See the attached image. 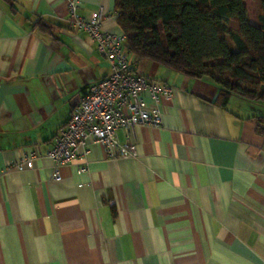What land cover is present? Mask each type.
Returning <instances> with one entry per match:
<instances>
[{
  "label": "crops",
  "instance_id": "1",
  "mask_svg": "<svg viewBox=\"0 0 264 264\" xmlns=\"http://www.w3.org/2000/svg\"><path fill=\"white\" fill-rule=\"evenodd\" d=\"M10 1L0 0V264H264L261 104L222 106L211 80L132 55L175 88L162 125L132 130L131 158L90 138L87 158L56 181L46 153L111 65L72 28L66 0ZM78 1L80 15L103 10L102 27L121 30L115 0ZM32 150V167L10 168Z\"/></svg>",
  "mask_w": 264,
  "mask_h": 264
},
{
  "label": "trees",
  "instance_id": "2",
  "mask_svg": "<svg viewBox=\"0 0 264 264\" xmlns=\"http://www.w3.org/2000/svg\"><path fill=\"white\" fill-rule=\"evenodd\" d=\"M258 1L257 25L246 0H115V11L132 55L211 80L222 106L240 96L264 108V0ZM258 119L264 123V114Z\"/></svg>",
  "mask_w": 264,
  "mask_h": 264
},
{
  "label": "built area",
  "instance_id": "3",
  "mask_svg": "<svg viewBox=\"0 0 264 264\" xmlns=\"http://www.w3.org/2000/svg\"><path fill=\"white\" fill-rule=\"evenodd\" d=\"M66 2L70 25L87 31L109 61L111 72L90 85L47 151L46 155L54 162L52 178L56 181L63 179V166L78 158H87L90 138L100 142L109 156L136 157L137 143L131 140L132 130L138 125L160 127L162 106L175 92L170 83L137 70L132 54L126 49L125 33L102 27L106 17L103 10L84 17L78 11V0ZM147 95L151 101L146 99ZM120 129L127 132V142L120 139ZM81 147L84 150L80 153ZM40 155L36 150L25 151L10 164V168L23 170L26 166L32 167L34 159ZM80 170L86 171L87 166Z\"/></svg>",
  "mask_w": 264,
  "mask_h": 264
},
{
  "label": "rangeland",
  "instance_id": "4",
  "mask_svg": "<svg viewBox=\"0 0 264 264\" xmlns=\"http://www.w3.org/2000/svg\"><path fill=\"white\" fill-rule=\"evenodd\" d=\"M246 6L248 9V15L251 23L254 25L258 24V12H259V1L258 0H246Z\"/></svg>",
  "mask_w": 264,
  "mask_h": 264
},
{
  "label": "water",
  "instance_id": "5",
  "mask_svg": "<svg viewBox=\"0 0 264 264\" xmlns=\"http://www.w3.org/2000/svg\"><path fill=\"white\" fill-rule=\"evenodd\" d=\"M75 100H77V101H78V100H79V97L77 96V97L75 98Z\"/></svg>",
  "mask_w": 264,
  "mask_h": 264
}]
</instances>
